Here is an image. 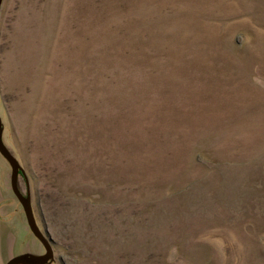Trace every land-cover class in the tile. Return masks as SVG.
Masks as SVG:
<instances>
[{
    "label": "rangeland",
    "instance_id": "rangeland-1",
    "mask_svg": "<svg viewBox=\"0 0 264 264\" xmlns=\"http://www.w3.org/2000/svg\"><path fill=\"white\" fill-rule=\"evenodd\" d=\"M0 117L47 264H264V0H4Z\"/></svg>",
    "mask_w": 264,
    "mask_h": 264
},
{
    "label": "water",
    "instance_id": "water-1",
    "mask_svg": "<svg viewBox=\"0 0 264 264\" xmlns=\"http://www.w3.org/2000/svg\"><path fill=\"white\" fill-rule=\"evenodd\" d=\"M4 0H0V14L2 10V4ZM3 122L0 117V153L8 160L12 166V188L20 202L25 208L29 224L35 233V235L43 242L47 248V254L43 256H34V255H24L13 259L9 264H47L53 258V251L50 245V241L40 230L38 223L35 218L32 200L30 197H26L18 187L19 176L24 174V170L19 164L17 158L14 154L8 149L3 140Z\"/></svg>",
    "mask_w": 264,
    "mask_h": 264
}]
</instances>
